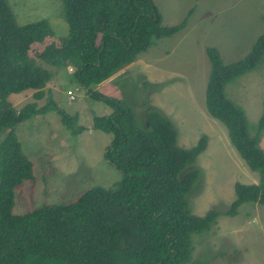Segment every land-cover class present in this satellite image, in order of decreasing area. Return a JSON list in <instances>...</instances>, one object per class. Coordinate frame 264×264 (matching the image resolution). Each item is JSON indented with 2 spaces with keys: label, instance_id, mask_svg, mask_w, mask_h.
Returning <instances> with one entry per match:
<instances>
[{
  "label": "trees",
  "instance_id": "16d2710c",
  "mask_svg": "<svg viewBox=\"0 0 264 264\" xmlns=\"http://www.w3.org/2000/svg\"><path fill=\"white\" fill-rule=\"evenodd\" d=\"M61 2L67 33L55 36L46 19L19 25L8 1L0 0V264H184L191 258L192 236L209 230L221 213L234 215L243 203L264 205L259 144L264 108L251 134L244 111L224 92L229 81L261 62L264 32L243 59L231 63H224L215 48H206L211 65L206 111L226 128L257 182H235L227 210L199 216L190 211L187 194L200 174L190 165L205 149L206 137L191 148L179 147L174 125L159 109L148 107L143 124L124 99L92 91L156 40L182 30L192 10L179 23L163 25L153 0ZM69 66L71 81L111 109L93 116L92 128L110 134L104 157L122 177L113 188L94 186L71 202L16 213V187L34 181L35 168L15 127L52 110L72 132L83 127H72L74 119L55 103L38 107L34 101L16 109L9 95L32 90L38 100L52 80L49 67Z\"/></svg>",
  "mask_w": 264,
  "mask_h": 264
},
{
  "label": "rangeland",
  "instance_id": "374dc122",
  "mask_svg": "<svg viewBox=\"0 0 264 264\" xmlns=\"http://www.w3.org/2000/svg\"><path fill=\"white\" fill-rule=\"evenodd\" d=\"M7 1L19 25L46 19L55 36L67 33L61 0ZM153 2L163 25L179 23L192 10L185 27L156 40L92 91L124 99L140 121L148 107L159 109L174 125L179 147L191 148L205 136V149L190 165L200 174L187 194L189 209L199 216L211 209L221 213L235 197L234 183H256L257 177L236 153L223 124L206 111L211 66L206 48H215L224 63L243 59L264 32V0ZM49 68L53 76L42 98L34 99L29 90L10 94L9 101L16 109L34 101L38 107L55 103L74 119L72 127L83 130L72 132L55 110L15 127L22 151L35 168L34 181L16 187V213L71 202L94 186L113 188L122 177L104 157L110 134L92 128V117L111 109L71 81L72 66ZM224 92L244 111L254 134L264 108V55L253 69L229 81ZM259 144L264 149V129ZM192 244L191 258L184 264H264V205L243 203L234 215L221 213L209 230L192 236Z\"/></svg>",
  "mask_w": 264,
  "mask_h": 264
},
{
  "label": "built area",
  "instance_id": "2783aa9c",
  "mask_svg": "<svg viewBox=\"0 0 264 264\" xmlns=\"http://www.w3.org/2000/svg\"><path fill=\"white\" fill-rule=\"evenodd\" d=\"M69 94H71V93H69ZM70 97H71L72 99H74V96H73V95H71Z\"/></svg>",
  "mask_w": 264,
  "mask_h": 264
}]
</instances>
